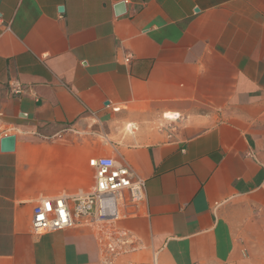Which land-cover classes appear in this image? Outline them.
I'll return each instance as SVG.
<instances>
[{
    "label": "crops",
    "instance_id": "obj_1",
    "mask_svg": "<svg viewBox=\"0 0 264 264\" xmlns=\"http://www.w3.org/2000/svg\"><path fill=\"white\" fill-rule=\"evenodd\" d=\"M6 136L0 264H264V0H0ZM97 157L146 181L115 258L86 225L30 231Z\"/></svg>",
    "mask_w": 264,
    "mask_h": 264
},
{
    "label": "built area",
    "instance_id": "obj_2",
    "mask_svg": "<svg viewBox=\"0 0 264 264\" xmlns=\"http://www.w3.org/2000/svg\"><path fill=\"white\" fill-rule=\"evenodd\" d=\"M9 88L12 95L24 92L18 83L10 84ZM88 165L94 172L91 189L77 196L71 207L64 197L37 200L32 210L30 231L43 235L86 225L96 232L102 253L115 258L124 251L125 234L112 230L111 225L130 214L126 211L128 207L145 199L146 181L110 157L91 158Z\"/></svg>",
    "mask_w": 264,
    "mask_h": 264
},
{
    "label": "water",
    "instance_id": "obj_3",
    "mask_svg": "<svg viewBox=\"0 0 264 264\" xmlns=\"http://www.w3.org/2000/svg\"><path fill=\"white\" fill-rule=\"evenodd\" d=\"M125 4L120 2L114 6V11L116 15H120L124 12ZM15 147V137L6 136L0 140V150L4 153H11L14 151Z\"/></svg>",
    "mask_w": 264,
    "mask_h": 264
}]
</instances>
